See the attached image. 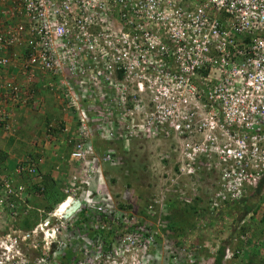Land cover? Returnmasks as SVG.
<instances>
[{"label": "built area", "instance_id": "1", "mask_svg": "<svg viewBox=\"0 0 264 264\" xmlns=\"http://www.w3.org/2000/svg\"><path fill=\"white\" fill-rule=\"evenodd\" d=\"M36 91L51 93L59 111L78 121L60 128L65 160L77 168L48 211L31 205L21 183L0 177V264H61L66 250L73 256L63 264H212L220 246V264H229L250 246L264 248V238L249 235L243 248L188 243L173 238L162 218L165 193L181 175L197 183L177 187V198L191 202L202 186L208 214L250 195L264 178V0H0L5 133ZM149 135L170 139L176 168L142 205L124 190L119 207L102 165L116 164L117 142L123 150ZM13 171L41 178L29 164ZM81 207L101 217L73 232ZM29 210L37 221L15 227Z\"/></svg>", "mask_w": 264, "mask_h": 264}, {"label": "rangeland", "instance_id": "2", "mask_svg": "<svg viewBox=\"0 0 264 264\" xmlns=\"http://www.w3.org/2000/svg\"><path fill=\"white\" fill-rule=\"evenodd\" d=\"M43 93H45V91ZM46 94L50 98V100H53V101H50L49 99H47L48 101L44 100V103L46 102V104L50 106V107H47L49 109L46 110V113L50 114L48 115L50 116L48 117L49 118L48 125L52 123L55 126L54 123L56 119L60 117V114L58 113L56 109V103H54L55 102L54 96L48 92ZM40 115L41 114H38L36 112H31L25 117L20 118L19 123H17L16 121V123L13 124L12 126L13 130L10 133H5L6 135L4 134L5 136L3 137L4 140H0V148L5 149L6 151H10V153H8L9 161L11 159L14 160L13 158H19L21 152H25L29 150V148H31L29 146H35V144L36 146H38L39 149H41L42 151L41 154L44 156V153L46 151L45 145L43 142L39 143V141H37L39 138L38 135L41 133V128L43 126L42 125L43 119L40 117ZM48 125L44 126L43 132L45 133V135L47 134L46 128L48 127ZM21 127H22V130H21ZM50 134L51 136L53 135L52 133ZM52 137H54V135ZM61 137H63V135ZM8 138L9 139L11 138V139L9 140ZM46 141H48V139H46L44 142ZM167 141H170V139L167 140L162 136L150 137L149 135L145 138L144 137L139 138V140L133 139L132 142H130L129 145L127 146L128 149L124 150L123 152H121L118 149V153H121L124 155L123 162H127V165H129V167L125 171H128V170L129 171H128V174H124V170L119 166L118 167L116 166V168H109L108 166L103 168L102 174L107 181L106 182L107 187L111 195L114 196V194L123 193L124 189L127 190L126 188L132 186V188L129 190L130 193L136 194L138 197H141L143 199V202L146 201L148 198H150V195L152 194L153 189L154 188L157 189V184H159L160 181H164L163 180L164 169L167 167V165L164 164L162 166L163 163L160 160V157L165 152L164 150H166L167 147H169V145L167 144ZM49 142H50V139H49ZM170 146L171 148L173 147V145H170ZM63 150L64 148L61 149V151ZM65 157H66V154H65ZM42 159L44 161L45 157H42ZM52 162H55V161L52 160ZM69 168H71L70 171L72 169H76L77 168L76 163H74V161H71ZM123 175H127V176H123ZM64 177H65L64 174H61V175L59 174L58 176H56V179L62 181ZM110 178H117L116 183H113V182L111 183V181H109ZM37 182H39V180L34 183H37ZM257 194L260 196L264 195V189H262V191L259 190ZM203 196H205V194L201 196L202 199L205 200ZM54 197H55L54 198L55 200L52 198L50 204H48L47 202H43L45 200L44 199L43 201H40V204L38 203L34 205L35 206L40 205L39 208L43 209L44 211H48L49 209L53 207L54 201H57L60 198L62 199L64 197V194L58 188L56 195H54ZM252 199L249 200L251 208L246 211V213L247 212L251 213L249 218L251 217L259 218V217L264 216L263 214L264 213V203L258 200V198L256 197ZM116 200H119V198H116ZM260 202L263 204H261ZM235 205L236 207L230 211L229 210L226 211V209L223 208V209H220L218 211H214L213 213H211L208 218L209 222L204 221V224L202 225L201 223L199 224L200 228L197 232L200 233V237L199 238H195V236L194 238L189 237L190 240L188 241V243H203V241L210 242L211 240L222 241L223 239H226V237H228L230 238L231 244H237L239 241L237 239V234H234V236H229V235L233 233L234 230L237 228L236 226L238 225V221H237V225L234 227V229H232V227L235 225L234 220L235 219L238 220L240 215L243 216L246 213L244 212L245 208L243 207L241 203H235ZM222 213H224V215H219ZM28 214H30V216L33 217L34 222H36L37 218L40 217V216H37L34 210H29ZM180 234L181 233H178L179 236ZM191 236H193V234H191ZM260 250L264 252V248L263 249L260 248ZM40 251L25 250L26 257L29 256L30 259H33V257H36L38 255L41 257ZM49 258H51V254L50 256H48L47 259ZM54 259H57V257Z\"/></svg>", "mask_w": 264, "mask_h": 264}, {"label": "trees", "instance_id": "3", "mask_svg": "<svg viewBox=\"0 0 264 264\" xmlns=\"http://www.w3.org/2000/svg\"><path fill=\"white\" fill-rule=\"evenodd\" d=\"M72 121H73L72 124H74V125L78 123V121H76L74 119ZM55 124L57 126L48 127L47 128L48 132L49 131H54L53 135H54V137H56V144L57 143L59 144V141L61 142V140L64 143V139L65 138L63 137L64 138L63 139L61 137L62 135L60 133V128H62L64 126V122H63V120L61 118H58V119H56V123ZM0 125H1V123H0ZM46 125H48V124H46ZM4 134H5V132L0 126V138H1L0 140H4V138H3V137H5ZM57 138H59V139L57 140ZM130 142H132V140ZM59 149H60V147L58 148V150L56 152H58ZM120 151L123 152V150H120ZM59 152H61V150ZM7 155H8V153L5 151V149H1L0 148V177H11V178H13L15 180V182L21 183L24 186L26 192H31L32 191L37 196H41L43 194L44 197H42L43 196L42 195L40 197L41 198L40 201H43L45 199L43 202H47L46 198H50V197L52 198L51 193L55 192V191L57 192L58 188L60 189V187L63 185L64 178H63L62 181H60V180H58L56 178H52L51 176L42 174V168L46 167V163L43 164V159L42 160L39 159L42 156V154H41L40 149L38 148V146H36V144H35V146H32L29 150H27L25 152H21L20 157L19 158H13L14 160L11 159L9 161V159H8L9 157ZM117 155L119 156V158L116 160V164L109 165V164L103 163L102 167L105 168V167L108 166L109 168H116V166L117 167L119 166V167H121L124 170V174H128L129 170L128 171H125V170H127L129 165H127V162H123L124 155L121 154V153H117ZM24 156H26L29 160L28 161L24 160V161L20 162V158L24 157ZM62 158L63 157L59 158L57 156V160H59V161L53 162V164H52V168L55 167V170L59 174L62 173V172L64 173V171H66V170L68 171V169H71V168L68 167L67 163L62 160ZM20 163H22L23 165H27V164L33 165L36 168V171H38V173L39 172L41 173V178H40L39 182L34 183L33 180H32V176L27 174L25 171H21V172H19V174L18 173L15 174L13 169H14L15 165L20 164ZM64 176H65V174H64ZM123 176H127V175H123ZM116 179L117 178H110L109 181H111V183L112 182L116 183ZM59 184H60V186H59ZM257 188H258V186L256 187V189ZM172 193H170V191H169V193L167 194L166 199H165V205L164 206L168 210L170 208V206H169L170 200H172V201L176 200L175 198H173L174 194H172ZM169 194L171 195V197L169 196ZM202 194H203V192H202ZM119 195L120 194L117 193V194H114V196L113 195L112 196L114 197V199H116V198H119ZM251 198H253L252 194L251 195H247L246 197H243L241 200H239V203H241L243 205V207L245 208L244 212H246L248 209L251 208L250 203H248V201L251 200ZM40 201L38 202L39 204H40ZM117 201H119V203H118L119 207L123 206V204L120 203V200H117ZM38 203H35V204H38ZM41 204H42V202H41ZM31 205L34 206V207L37 206V205L35 206L32 203H31ZM230 205H235V203L234 204H230ZM225 206L227 207L228 204H225ZM184 209L185 210L187 209L186 211H190L193 214V217H196L199 220L201 225L204 224V221H207L208 218H209V214L207 212L208 211V207L206 206L205 200H203L200 195L196 196L195 199H193L191 201L190 205H188V203H187L185 206L180 208V210L183 211V212L185 211ZM2 215L3 214L0 213V223H1V220H2ZM169 215H170L169 211H167V212H165L162 215V218L164 220L168 221ZM219 215H224V213L219 214ZM95 216L96 217H101L100 215H97L96 213H93V212H89L85 208L81 207V209L75 214V217L71 219V223H72L71 231L74 232L73 229L74 228L77 229L79 227L87 228L88 225L90 224V223H88L89 219L90 218H95ZM29 217L31 218V221H27L26 220ZM29 217L21 218L19 220V222H18V226L20 228H22V229L31 228L33 223H34V221H33V217H31V216H29ZM251 218H252V220L249 221L250 224L249 223H243L241 225H237V221L238 220H236L234 222L235 225L232 227V229H234V227L236 225H237L236 226L237 228L234 230L233 233L230 234V236L234 235V234H237V239L238 240H241L243 237H246L247 235L255 236V237L259 238V239H263L264 235H262L260 230H261V227L264 224V216L259 217V218H256V217H251ZM170 226L171 225H169L167 223L165 225V227H164V229H167L169 231V233L172 231ZM171 234H172L173 238H175V236L177 235V233L175 234V233H172V232H171ZM221 247L222 246H220L218 248V250H217V252H216V254L214 256L212 264H220L221 249H222ZM257 249L258 248L255 246L253 251L251 252V254L249 256H246V257H244L242 259H236L234 261H231L229 264H264V252H260L261 250L257 251ZM72 256H73V254L71 253V251L70 250H66L61 255V259H60L59 262L61 264H63L67 260L70 261L72 259L71 258Z\"/></svg>", "mask_w": 264, "mask_h": 264}, {"label": "crops", "instance_id": "4", "mask_svg": "<svg viewBox=\"0 0 264 264\" xmlns=\"http://www.w3.org/2000/svg\"><path fill=\"white\" fill-rule=\"evenodd\" d=\"M44 91H36V92H34L33 93V95H34V97L33 98H31V103H30V105L27 107V108H24V109H22V108H20V109H18L16 112H15V115H14V119H15V122L14 123H16V121H17V123H19V119L20 118H23V117H25L26 115H28V114H30L31 112H36V113H38V114H41L40 115V117L43 119L42 120V128H41V133L38 135L39 136V138H38V140L37 141H39V143L40 142H43L44 143V145H45V153H44V156L43 157H45V159H44V161H43V164H45L46 163V167H43L42 168V174H44V175H48V176H51L52 178H56V176H58L59 175V173L54 169V168H52V164H53V162H52V160L53 161H55V162H57V161H59V160H57V156L59 157V158H61V156L63 157L62 159H63V161H65L66 163H67V165H68V167H69V165L71 164V161H68V160H65V154H67V152H68V147H66V145H64V143H63V141L61 140V142L59 141V144L57 143L56 144V138H54V139H50V142H44L46 139H45V137H46V135H45V133L43 132V130H44V126L46 125V124H48V121H49V118L48 117H50V116H48V115H50V114H47L46 113V110H48L49 108H47V107H50L48 104H46V102L44 103V100L45 101H48L47 99H49L50 100V98L47 96V92H45V93H43ZM47 96V97H46ZM50 101H53V100H50ZM46 104V105H45ZM53 108V107H52ZM56 109H57V111H58V113L60 114V117L59 118H61L62 120H63V122H65L71 129L74 127V124H72V120H73V118L70 116V114L69 113H60V111H59V109H58V107H57V105H56ZM51 115H53V114H51ZM55 123H56V121H55ZM54 123V124H55ZM52 124V123H51ZM50 125V124H49ZM53 125V124H52ZM55 126H56V124H55ZM20 128V127H19ZM21 130H22V127H21ZM6 135V134H5ZM9 136V135H8ZM59 138H57V140H58ZM62 139V138H61ZM62 144V145H61ZM30 145V144H29ZM61 145V146H60ZM29 147H32V146H29ZM60 147V149H59V151L62 149V148H64V150L63 151H61V152H56L57 150H58V148ZM30 149V148H29ZM6 151V150H5ZM7 153H10V151H6ZM64 152V153H63ZM55 153V154H54ZM59 153V154H58ZM8 156V155H7ZM68 172H70V169H68V171L66 170V171H64V173L62 172V173H60V175L61 174H67ZM188 180H189V178H187V177H181V179L179 180V182L177 183L178 184V186H180L181 188H189L190 186H189V182H188ZM262 183H263V186H264V180L262 179L261 180V183H259L258 184V188H259V190L260 191H262V189H264V187L262 186ZM261 186H262V188H261ZM132 188V186L131 187H128V190H130ZM258 188L257 189H255L254 191H253V193L251 192L250 194H252V197L253 198H258V200H260L261 202H263L264 203V195H258L257 194V192L259 191L258 190ZM133 190V189H132ZM29 193V201H30V203H32V204H35V203H38L40 200H41V196L43 195H41V196H37L35 193H33L32 191L31 192H28ZM130 193V192H129ZM54 195H56V191L55 192H52L51 193V196H52V198H55L54 197ZM131 196L133 197V198H135V199H137L138 200V203L140 204V205H142L143 204V199L141 198V197H138L136 194H132L131 193ZM262 197V198H260V197ZM42 197H44V195L42 196ZM49 197V196H48ZM51 197L50 198H46V201H47V203L48 204H50V202H51V199H52ZM252 199V198H251ZM61 200V198L60 199H58L57 201H54V203H53V206L58 202V201H60ZM253 200V199H252ZM250 201H248V203H249ZM260 202V203H261ZM263 203H261V204H263ZM169 206H170V208H169V210L167 209V211H169V218H168V224L169 225H171L170 227H171V229H172V233H177V236L180 238V239H182V240H186L187 242L190 240V238L189 237H191V238H194V236H195V238H199L200 237V233H198L197 231L199 230V226H198V223L199 222H197L196 221V217H193V214L190 212V211H186L185 209V211L183 212V211H181L180 210V208H182L184 205H179V203L177 204V203H175V201H172V200H170V202H169ZM234 206H236V205H228V207L226 208V211L227 210H231V209H234L233 207ZM36 207H40L39 205H37ZM245 210V209H244ZM181 211V212H180ZM249 214V212L246 214V215H243V216H239L238 214V216H239V218H243V217H245L244 219V222L243 223H249V221H251L252 220V218H249V217H247V215ZM210 215V214H209ZM236 215V216H237ZM30 216V214H28L27 216H25V217H29ZM21 218H24V217H19V219H16L15 221H14V226L15 227H18V228H20L19 226H18V222H19V220L21 219ZM27 221H31V218L30 219H26ZM237 219H235L234 221H236ZM208 221V220H207ZM209 222V221H208ZM1 223H2V225H5V222L3 221V215H2V220H1ZM0 223V224H1ZM250 224V223H249ZM232 232V231H231ZM178 233H181L180 234V236L178 235ZM191 234H193V236H191ZM186 235V236H185ZM217 235H218V233H217ZM183 237H184V239H183ZM186 237V238H185ZM253 249L254 248H252V247H250V248H246V249H244L243 250V256H242V258H244V257H246V256H249L250 254H251V252L253 251ZM257 251H259V250H257ZM259 253V252H258ZM234 260H236V259H234ZM234 260H231V261H234Z\"/></svg>", "mask_w": 264, "mask_h": 264}, {"label": "clouds", "instance_id": "5", "mask_svg": "<svg viewBox=\"0 0 264 264\" xmlns=\"http://www.w3.org/2000/svg\"><path fill=\"white\" fill-rule=\"evenodd\" d=\"M166 139V138H165ZM136 140H139V139H136ZM159 140H161V139H159ZM168 140V139H167ZM167 144L169 145V147H167V149L166 150H164L165 152L163 153V155H167V157L166 158H160V160L162 161V166L164 165V164H166L167 165V167L164 169V178L165 177H169V176H172V172L174 171V169L176 168L174 165H173V152H172V148H171V146L170 145H172V143H171V141H167ZM128 145H129V143H128ZM127 145V146H128ZM117 147L119 148V150H122L121 149V143H119V142H117ZM128 149V148H127ZM127 149H123V151L124 150H127ZM170 160V161H169ZM181 177H187V178H189V180H188V182H189V186H192L191 184H193L194 182H196L197 183V181L195 180V177H194V175L192 176H190V175H181L180 177H178V179H177V182H176V184L175 183H173V184H169L170 186H169V190L165 193L166 194V196H167V194L169 193V191H170V193H172V194H174V197L173 198H175L176 200H174L175 201V203H179V205H186L187 203H182L177 197H178V191H177V187H180V186H178V182H179V180L181 179ZM163 178V179H164ZM160 183V182H159ZM168 183V182H167ZM264 187V186H263ZM262 188V187H261ZM127 190H128V188H126ZM182 189V188H181ZM183 189H185V188H183ZM256 189V188H255ZM125 190V189H124ZM123 190V191H124ZM199 195L200 196H202L203 194H205L204 193V188L201 186L200 188H199ZM129 191V190H128ZM120 192H122V191H120ZM202 192H203V194H202ZM251 195V194H250ZM169 196L171 197V195L169 194ZM205 196H203V198H204ZM246 197V196H245ZM189 204L188 205H190L191 204V202L189 201L188 202ZM206 203V202H205ZM237 203H239V202H237ZM236 206H234L233 208H235ZM227 208V207H226ZM232 210V209H231ZM246 213V212H245ZM248 213V212H247ZM246 213V214H247ZM245 214V215H246ZM251 215V213H249V216ZM197 219V218H196ZM240 219V218H239ZM239 219H238V221H239ZM197 222H199V220L197 219L196 220ZM200 224V222L198 223V225ZM230 234V233H229ZM228 234V235H229ZM172 235V234H171ZM230 236V235H229ZM231 236H234V235H231ZM251 238H257V237H255V236H250ZM176 238H178V239H180L177 235L175 236V239ZM228 237H226V239H223L222 241H226V242H230V238H228ZM182 240V239H181ZM228 240V241H227ZM249 240V239H248ZM185 241V240H184ZM241 241V242H240ZM186 242V241H185ZM235 247H239V248H243L244 246H243V243H242V240H239L238 241V243L237 244H233ZM250 247H252V248H254V246H250ZM249 247V248H250ZM257 250H260L259 248L257 249ZM261 252H263V251H261ZM213 262V261H212Z\"/></svg>", "mask_w": 264, "mask_h": 264}, {"label": "bare ground", "instance_id": "6", "mask_svg": "<svg viewBox=\"0 0 264 264\" xmlns=\"http://www.w3.org/2000/svg\"><path fill=\"white\" fill-rule=\"evenodd\" d=\"M72 207H73V209H74L76 206H74V204L66 205V206H65V209H64V212H62V213H63L62 215L65 217V216H67L68 214H70L71 211L73 210Z\"/></svg>", "mask_w": 264, "mask_h": 264}, {"label": "water", "instance_id": "7", "mask_svg": "<svg viewBox=\"0 0 264 264\" xmlns=\"http://www.w3.org/2000/svg\"><path fill=\"white\" fill-rule=\"evenodd\" d=\"M71 204H74V206H76V207H77L79 203H78V201H77V200H74V201H72V203H71ZM76 207H75V208H76ZM75 208H74V209H75ZM72 209H73V207H72ZM74 209H73V210H74ZM73 210H72V211H73ZM72 211H71V212H72ZM60 237H61V236H60ZM61 238H62V237H61Z\"/></svg>", "mask_w": 264, "mask_h": 264}]
</instances>
